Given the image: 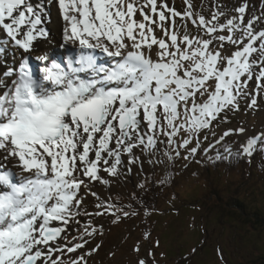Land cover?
Masks as SVG:
<instances>
[{
    "label": "snow or ice",
    "instance_id": "snow-or-ice-1",
    "mask_svg": "<svg viewBox=\"0 0 264 264\" xmlns=\"http://www.w3.org/2000/svg\"><path fill=\"white\" fill-rule=\"evenodd\" d=\"M252 9L250 0H0V264H90L105 219L154 211L135 194L128 204L102 196L114 180L165 160L199 164L234 134L241 150L215 159L264 153V130L221 127L242 106L264 107V0ZM136 264L160 260L149 248Z\"/></svg>",
    "mask_w": 264,
    "mask_h": 264
},
{
    "label": "rangeland",
    "instance_id": "rangeland-1",
    "mask_svg": "<svg viewBox=\"0 0 264 264\" xmlns=\"http://www.w3.org/2000/svg\"><path fill=\"white\" fill-rule=\"evenodd\" d=\"M181 2L182 0H175L177 6ZM210 2L211 0H205V3ZM222 2L231 8L239 0ZM196 3H200V0H196ZM250 3L255 12L260 8L261 0H250ZM240 126L249 130V136L264 130V107L245 112L242 106V110L230 115L229 123L221 127L226 130ZM214 140L215 137L209 134V141ZM228 143L233 153H236L241 150L244 138L236 134L227 137L212 151L202 153L199 164L183 160H177L173 164L165 160L163 165L155 168L146 165L142 175H137L134 171L114 180L110 190L101 192L102 196H111L128 204L133 193L140 194V202L148 200L154 189L160 195L158 204L155 209L151 208L154 211L148 216L144 215V208L141 207L139 216L119 223H111V217L105 219L104 235L93 241V246L100 243L101 247L90 264H136L137 256L144 255L149 248H153L160 264H178L180 259L184 260L181 264H253V261L264 258V221L253 218L250 223H237L225 215L216 202L207 204V197L212 188L216 187L221 191L225 203L230 201L229 197L234 196L245 201L252 211L260 208L264 216V174L256 167L241 166L244 171L236 169L228 172L221 166L218 175L211 169L214 176L212 179L208 178L206 168L215 160L218 152L216 148L221 146L222 150L225 148L222 145ZM258 161L259 157L251 160L254 164ZM166 175L171 176V179L169 183L161 185L160 180ZM145 177L146 188L141 189L138 185L145 183ZM89 200L92 198L89 197ZM218 215L222 216V220ZM145 232L151 233L148 241L143 239ZM156 240L160 241L159 248L154 247ZM138 244L141 247L139 254L133 251ZM218 250L224 257L223 261ZM160 252L166 254L162 259L159 257ZM260 264H264V260Z\"/></svg>",
    "mask_w": 264,
    "mask_h": 264
},
{
    "label": "trees",
    "instance_id": "trees-1",
    "mask_svg": "<svg viewBox=\"0 0 264 264\" xmlns=\"http://www.w3.org/2000/svg\"><path fill=\"white\" fill-rule=\"evenodd\" d=\"M227 146H231L230 144H227L224 147ZM225 149V148H224ZM259 160L258 162H256L255 164L253 162L249 163V158H244V157H238L235 159H228V160H216L215 162L212 163V166H214L213 170L215 174H219V168L222 166L225 168L226 171L231 172L233 170H238L240 171V169H242L244 171V169L241 166H249V167H256L258 169V171L262 174H264V153H261L259 151H257V153H255V155L252 158H258ZM251 158V160H252ZM211 168L210 166H208L206 168V172L208 173V178H213L214 174L210 172ZM205 172V173H206ZM169 176V175H168ZM215 182V180H214ZM213 186V183L211 184ZM153 188V186H152ZM151 188V189H152ZM259 188V187H258ZM134 198L138 197L140 199V194L139 193H133ZM160 195H158L157 192H155V190L153 189L151 191V195L150 198L148 200H142L140 202H142L143 204L147 205L150 208H156L157 204H158V197ZM115 200H117L115 198ZM230 200L229 202H224L222 197H221V191H219L216 187L212 188L211 194L210 196L207 197V204L210 202H216L219 205V208L221 210L224 211V214L229 216L231 219H233L234 221H236L237 223H250L252 222L253 218H256L257 221H264V216L263 213L261 211V209H256V211H252L249 209L248 205L246 204L245 201H243L240 198H235L234 196L229 197ZM222 201V202H221ZM205 204H206V199H205ZM257 208V207H256ZM219 219L222 220V216L218 215ZM264 258H259L258 260L253 261V264H260L261 261H263ZM184 260L180 259L178 264L183 263Z\"/></svg>",
    "mask_w": 264,
    "mask_h": 264
},
{
    "label": "bare ground",
    "instance_id": "bare-ground-1",
    "mask_svg": "<svg viewBox=\"0 0 264 264\" xmlns=\"http://www.w3.org/2000/svg\"><path fill=\"white\" fill-rule=\"evenodd\" d=\"M44 0H39V3H43ZM51 22L47 25L51 30V34L54 40L58 41L60 38V20L58 17V10L55 5L51 6ZM218 152H221V147L216 148Z\"/></svg>",
    "mask_w": 264,
    "mask_h": 264
}]
</instances>
